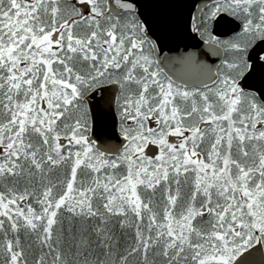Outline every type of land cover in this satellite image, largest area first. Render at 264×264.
I'll list each match as a JSON object with an SVG mask.
<instances>
[{
  "label": "snow or ice",
  "instance_id": "6c2138e0",
  "mask_svg": "<svg viewBox=\"0 0 264 264\" xmlns=\"http://www.w3.org/2000/svg\"><path fill=\"white\" fill-rule=\"evenodd\" d=\"M256 253L264 0H0V264Z\"/></svg>",
  "mask_w": 264,
  "mask_h": 264
},
{
  "label": "water",
  "instance_id": "95a60500",
  "mask_svg": "<svg viewBox=\"0 0 264 264\" xmlns=\"http://www.w3.org/2000/svg\"><path fill=\"white\" fill-rule=\"evenodd\" d=\"M141 2H143V0H141ZM228 32H229L228 28L221 29L222 36H226ZM252 259L254 260V264H260L261 260L264 259V257H262L261 254L256 253Z\"/></svg>",
  "mask_w": 264,
  "mask_h": 264
}]
</instances>
